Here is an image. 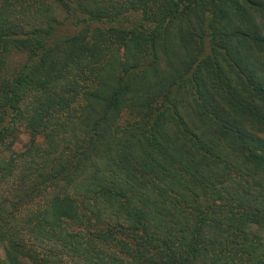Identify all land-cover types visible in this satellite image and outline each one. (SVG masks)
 <instances>
[{"label":"trees","instance_id":"1","mask_svg":"<svg viewBox=\"0 0 264 264\" xmlns=\"http://www.w3.org/2000/svg\"><path fill=\"white\" fill-rule=\"evenodd\" d=\"M0 251L264 264V0H0Z\"/></svg>","mask_w":264,"mask_h":264},{"label":"rangeland","instance_id":"2","mask_svg":"<svg viewBox=\"0 0 264 264\" xmlns=\"http://www.w3.org/2000/svg\"><path fill=\"white\" fill-rule=\"evenodd\" d=\"M27 141H28V134L22 130L18 136L17 142L14 144V149L20 150ZM0 255H1V251H0Z\"/></svg>","mask_w":264,"mask_h":264}]
</instances>
